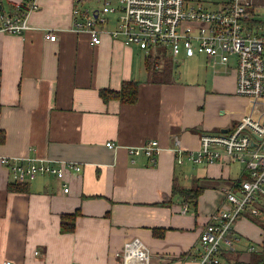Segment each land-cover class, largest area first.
Masks as SVG:
<instances>
[{
  "label": "crops",
  "instance_id": "obj_1",
  "mask_svg": "<svg viewBox=\"0 0 264 264\" xmlns=\"http://www.w3.org/2000/svg\"><path fill=\"white\" fill-rule=\"evenodd\" d=\"M16 1L0 0V11L15 12ZM38 2L30 28L0 30V154L82 169L17 182L0 160V264H125V244L136 237L149 248V264H198L200 234L225 201L223 184L240 172L235 163H179L175 141L198 149L202 133L227 132L254 112L253 100L237 92L236 67L196 54L185 57L180 77L150 79L137 45L108 33L93 44L89 33L72 30L74 8L89 0ZM50 29L56 41L45 37ZM130 79L140 81L136 102L101 96ZM150 139L162 147L156 162L144 154L134 160L128 147ZM197 181L206 188L195 206L183 191ZM75 213L74 229L64 232L63 215ZM237 229L247 241L236 257L251 261L248 245L264 248V230L248 217Z\"/></svg>",
  "mask_w": 264,
  "mask_h": 264
},
{
  "label": "built area",
  "instance_id": "obj_2",
  "mask_svg": "<svg viewBox=\"0 0 264 264\" xmlns=\"http://www.w3.org/2000/svg\"><path fill=\"white\" fill-rule=\"evenodd\" d=\"M101 5L76 6L72 30L87 32L93 44H101L105 34L125 44L137 45L159 59L166 53L175 61L185 55L206 54L215 62L233 63L237 70V92L253 100L254 112L244 115L227 132H204L198 149H188L176 139L177 160L195 164L243 165L238 178L222 186L225 201L211 215L199 239L198 264H251L240 258L237 223L243 217L264 215V4L254 0H97ZM38 0H17L15 12L0 11V30L21 34L30 28V13L39 9ZM116 27L109 29V15ZM45 37L56 41V30ZM111 148L116 144L107 142ZM1 146V145H0ZM133 156L146 155L156 162L162 147L157 139L128 147ZM14 181L29 182L38 176L54 174L66 178L68 169L80 171L81 164L55 163L50 158L0 154ZM65 192L70 191L65 183ZM188 210L185 205L184 211ZM252 219V218H250ZM256 250L253 243L248 251ZM125 264H149V248L138 237L124 247ZM4 264H14L11 260Z\"/></svg>",
  "mask_w": 264,
  "mask_h": 264
},
{
  "label": "trees",
  "instance_id": "obj_3",
  "mask_svg": "<svg viewBox=\"0 0 264 264\" xmlns=\"http://www.w3.org/2000/svg\"><path fill=\"white\" fill-rule=\"evenodd\" d=\"M163 56H166V53ZM146 65L149 70L156 68L155 63H153L152 55L147 56ZM139 85H140V81L135 79L123 80L122 85L119 89H113L108 87L102 88L100 90V94L105 101H109L111 99H118L123 103H134L139 98ZM205 188L206 187L202 185L200 181H197L191 188L184 189L183 191L184 196L186 200L192 202L193 205L196 206L198 202V198ZM262 206L264 210V204ZM76 215H77L76 213L63 215L62 230L64 232H68L74 229L75 221H71V220H75ZM250 218H252V220L256 222L258 225H260L264 230V215L261 217H254L250 215ZM236 256H237L236 252H232L229 255L230 258L238 259ZM263 261H264V248L256 249L252 251V258L250 261L251 264H261L263 263Z\"/></svg>",
  "mask_w": 264,
  "mask_h": 264
},
{
  "label": "rangeland",
  "instance_id": "obj_4",
  "mask_svg": "<svg viewBox=\"0 0 264 264\" xmlns=\"http://www.w3.org/2000/svg\"><path fill=\"white\" fill-rule=\"evenodd\" d=\"M216 1H223V0H216ZM254 2L256 4H264V0H254ZM88 4H89V7H97L101 5V3H99L97 0H89ZM138 52H140L141 55L144 54V51L141 48L138 50ZM185 57H186L185 55H181L178 57L179 58L178 61H175L170 55L166 54V56H162L160 58L161 67L148 70L150 79H168L170 78V76H172V73L175 74V76L180 77L182 74V71L188 67V59ZM153 61L154 62L156 61L154 57H153ZM176 64H179V65H176ZM231 168H232L233 173L237 175L238 172H240V168H243V165L240 163H235L234 165L231 166ZM228 184H223V186L225 185L227 186ZM240 237H241V240L237 242V247H239L241 243L247 241L244 237H242V235H240ZM252 243L253 244L255 243V245L256 244L259 245L256 242H252Z\"/></svg>",
  "mask_w": 264,
  "mask_h": 264
},
{
  "label": "bare ground",
  "instance_id": "obj_5",
  "mask_svg": "<svg viewBox=\"0 0 264 264\" xmlns=\"http://www.w3.org/2000/svg\"><path fill=\"white\" fill-rule=\"evenodd\" d=\"M218 132V131H217ZM215 133V132H214Z\"/></svg>",
  "mask_w": 264,
  "mask_h": 264
}]
</instances>
